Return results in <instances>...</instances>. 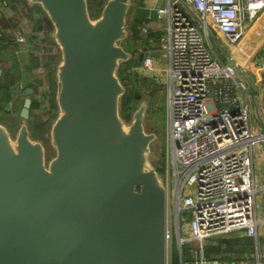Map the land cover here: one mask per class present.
<instances>
[{
	"label": "water",
	"instance_id": "1",
	"mask_svg": "<svg viewBox=\"0 0 264 264\" xmlns=\"http://www.w3.org/2000/svg\"><path fill=\"white\" fill-rule=\"evenodd\" d=\"M23 1L47 18L59 53L53 153L31 135L27 88L15 133L0 122V264H167L166 192L151 149L158 134L144 127L148 101L137 93L129 119L121 114L129 91L119 72L142 59L123 46L137 0H105L96 17L87 0ZM261 171L264 184V159Z\"/></svg>",
	"mask_w": 264,
	"mask_h": 264
},
{
	"label": "built area",
	"instance_id": "2",
	"mask_svg": "<svg viewBox=\"0 0 264 264\" xmlns=\"http://www.w3.org/2000/svg\"><path fill=\"white\" fill-rule=\"evenodd\" d=\"M263 11L264 0H166L147 15L164 22L163 33L148 39L152 46L146 52L138 50L142 59L135 71L156 86L162 84L159 72L166 76L160 168L166 238L171 225L178 254L189 248V259L181 264H228L206 257L205 246L238 233L252 239V264H264L258 233L264 215L257 218L264 184L254 177V162L261 168L264 159V125L251 120L250 81L237 80L233 64L214 50L217 46L225 56L239 47ZM158 52L166 60L164 69L155 65Z\"/></svg>",
	"mask_w": 264,
	"mask_h": 264
},
{
	"label": "rangeland",
	"instance_id": "3",
	"mask_svg": "<svg viewBox=\"0 0 264 264\" xmlns=\"http://www.w3.org/2000/svg\"><path fill=\"white\" fill-rule=\"evenodd\" d=\"M92 6H97V0H91ZM147 0H137L135 5L130 9L128 14V24L130 28H128V34L132 37V41H130L129 47L130 48H138L140 49V41L141 38H148L152 40H156L159 38L163 31L160 34H156L153 31V24L155 20L148 19L147 13L142 12L139 14V9L142 8ZM3 4L8 5L11 10L6 12V20L0 19V27L6 28L9 30L10 35L20 33L17 36L18 41L20 37L23 36V33H28L32 28H37L36 30H41L43 27L44 17L42 13L39 11L37 7L32 8L30 11L24 10L23 8L19 7V2L15 3L13 0H0V5ZM166 4L163 2V5ZM41 13V15H40ZM34 19L37 20V23L34 25ZM38 19H41L38 21ZM12 21L14 23H12ZM157 22V21H156ZM262 28L259 26L252 27L246 37L244 38L241 43H245L246 41L249 42V47L246 49L244 53V59L248 62L249 60L252 61L253 59L257 58L260 60L259 68H262L263 57H264V22H262ZM4 26V27H3ZM45 31L47 25H45ZM31 27V28H29ZM40 27V28H39ZM146 27L147 33H143L142 29ZM256 27V28H255ZM152 43H157L153 41ZM151 46L152 44L149 43ZM225 46V44H224ZM37 47L38 45L35 43L32 44H25L24 42H20L15 47L14 45H7L4 44L3 41H0V57L6 60L5 67L3 68L4 74L11 73L12 76L15 77L14 81L9 84V91L6 94V102L3 103V112H0V122L7 125L12 134L15 133L17 129V117L19 111L22 107L23 96L22 92L26 86H33L38 90L39 95L36 96L41 100L42 109L39 111H33L32 115L29 117V129L30 132L34 135L41 138V140L45 144L46 148V156L49 157L52 155L53 151L49 145L48 141V127L50 122L52 121L53 117L55 116V109L51 105L50 101L47 102L41 97V93L43 94L46 92H52L54 94V84H51L52 77H53V66L57 63L59 59V53L55 49V59L53 62L48 63L46 60L39 58V62L31 63V52H34V56H37ZM13 48V49H12ZM226 49L227 46H225ZM237 48V44L232 47V51ZM214 50L222 58L225 63H229L227 57L222 54V51L215 46ZM229 51V53H232ZM161 52H158L155 56V65L158 68L164 69L166 67V60L161 58ZM262 62V63H261ZM16 64V68L14 65ZM230 64V63H229ZM256 66V67H258ZM235 78L237 80L243 79L239 72L234 69ZM3 74V75H4ZM165 73L159 72V78L162 82L159 86L154 85L153 81L145 79L142 84L135 83L136 88L138 89V93H141L143 99L148 101V110L146 113V118L144 121V127L146 130L149 127H152L156 130L158 134V139L153 143L151 146L153 160L156 163L159 160V155L161 153V149L163 147L164 142V125H165V105H166V98H167V87L165 85ZM250 79V78H249ZM251 80V79H250ZM50 84V85H49ZM152 91L151 94L148 92ZM257 97H254V100H250V112H251V120L252 123L255 124L256 121L259 124V120L257 118V113L260 114L261 120H264V108L262 104L263 93L258 90L256 93ZM137 101L133 102V107L137 105ZM47 121L45 124V129L43 132H35L34 125L37 123L38 120ZM254 177L258 185L263 183V174L261 168H258L256 162H254ZM161 166V165H160ZM170 199V196H168ZM257 218H260L264 215L263 207L258 205L257 208ZM170 212H171V205L168 203V220L170 221ZM259 235H262L261 228L258 231ZM173 252H177V246L175 243V239L173 237V233L171 232V225H170V233L168 231V239H167V264H171V258L173 256ZM178 254V252H177Z\"/></svg>",
	"mask_w": 264,
	"mask_h": 264
},
{
	"label": "trees",
	"instance_id": "4",
	"mask_svg": "<svg viewBox=\"0 0 264 264\" xmlns=\"http://www.w3.org/2000/svg\"><path fill=\"white\" fill-rule=\"evenodd\" d=\"M13 1L15 3H18L20 1L22 2L23 0H13ZM97 1H98L97 6H92V4H91L92 1L87 0L89 13L92 17H96L99 14V11H100L105 0H97ZM43 16H44V14H43ZM44 19H45L44 22H45V24H47V27H48V28H46V31H45V35L47 36V33L51 30V25L45 16H44ZM127 25H128V28H130V25L128 24V19H127ZM131 38L132 37H130V34H128L127 39L123 41V46L125 49H127L131 53H137L139 50L138 48H130L129 47L130 41H132ZM1 39H2V37L0 36V41H1ZM28 40H29V42H31L33 40V37H30L28 35ZM2 41L4 44L6 43L5 40L2 39ZM139 41L141 42L140 43V46H141L140 49L142 50L143 53L146 52L147 48L150 47V44L148 42V38H144V39L141 38V39H139ZM53 47H54V44L50 40H48V39L46 40L44 38V40L41 41V45L39 47H37V49L40 50L41 59H45L49 63L53 62L55 59V53H54ZM37 60H38V58L35 57V62ZM139 64H140V61H138V59L136 58V59L126 63L125 69L119 72L121 82L126 86V88L129 91L123 97L122 105H121V114L126 120L129 119L132 111L135 108V107H133L134 106L133 102L136 101L134 98V95L138 93V89L136 88L135 83L142 84L145 80L143 77L139 76L138 73L135 71V68L137 66H139ZM14 67L16 68V64L14 65ZM14 79H15V77L12 76L11 73L10 74L5 73L0 80V112H3V103L6 102V94L9 91V84L12 83L14 81ZM141 93L142 92H140L138 94H141ZM38 95L39 94H38L37 89L34 88V91H33L32 97H31L30 115H32L33 111H39L40 109H42L41 108L42 107L41 100H39V98L36 97ZM41 97H43V99H47L48 101H50L51 105L53 106V109H55L54 98H53L54 94H52V92L49 91L47 93L45 92L44 94L42 92ZM30 115H29V117H30ZM36 122L37 123H35V125H34L35 126L34 127L35 132H37V133L43 132L45 129V124L47 121L46 120L42 121L40 119ZM28 124H29V122H28ZM32 133H31L32 137L39 138L37 136H34ZM162 149H163V147H162ZM162 149H161V153L159 155V160H157V162L155 163L158 171H161L160 165H161L162 155H163ZM236 237H238V235ZM240 241L244 242L246 244L247 248L251 246V240L247 237H244V236H240L235 240L228 239V238H220L216 241L217 245L205 246V255L208 258H212L211 256L218 255L220 253V254H222V260H228L230 263L236 262L237 258L233 257V255L232 254L230 255L229 253L230 252L234 253L233 249L237 245V243H239ZM188 250H189L188 246L185 245L182 247L181 255L177 254V252H173V256L171 258V264H181V263H184L186 260H188L189 259ZM236 252H237V250H236Z\"/></svg>",
	"mask_w": 264,
	"mask_h": 264
},
{
	"label": "crops",
	"instance_id": "5",
	"mask_svg": "<svg viewBox=\"0 0 264 264\" xmlns=\"http://www.w3.org/2000/svg\"><path fill=\"white\" fill-rule=\"evenodd\" d=\"M163 2H165V0H147L144 4V6L142 8H140L139 10V14L144 11L146 12L147 14L149 13V10L150 9H153V8H157V7H161L163 6ZM19 7H22L23 8V12L24 10H27V11H30L31 9L27 8L25 3L22 1L19 2ZM10 11L11 8L8 6V5H5L3 4V6L0 5V19H5L6 20V12L7 11ZM41 15V13H40ZM43 16V14H42ZM44 17V16H43ZM41 19H38V21H40ZM42 21L44 22L45 19H42ZM34 25H36L37 23V20L34 19ZM262 22H264V11L261 13V15L259 16L258 18V21L256 23V27H260L262 28ZM12 23H14L12 21ZM164 22H156L153 24V31L154 33L156 34H160L162 31H163V26ZM45 22L43 23V27L41 28V30H36L37 28H32V29H29L30 31L28 33H23V36L25 37V39H28V35L30 37H33V42H29V40L27 41L26 40V44H32V43H35L38 45V47L41 45V41L44 40V38L47 40L48 37L45 35ZM4 27V26H3ZM255 27V28H256ZM8 27H0V30L5 34V35H8V36H11V37H17L18 35L21 36L20 33L17 32V34H13L10 35V32L9 30L7 29ZM31 28V27H29ZM40 28V27H39ZM46 36V37H45ZM49 40V39H48ZM7 42V41H6ZM7 44V43H5ZM9 44V43H8ZM7 44V45H8ZM249 47V42L246 41L245 43H241L239 45V47L237 46L236 49H234L232 51V53H229L228 52V55L225 54V56L227 57L229 63H232L234 68L239 72V74L241 75V77L243 78H246L248 81H250V84L253 86V89H254V94L251 96L248 92V96H249V102L250 100H254V97L256 98L257 95L256 93H258V90H260L263 95H264V67H262L261 69L259 68V59L255 58L253 59L252 61H246L244 59V53L246 51V49ZM56 47L54 46L53 47V50H54V53L56 52L55 51ZM57 50V49H56ZM37 58L39 60V58H41V53H40V50L37 49ZM31 54H34V52H31ZM37 60V62H39ZM45 60V59H44ZM48 62V61H46ZM49 63V62H48ZM258 66V67H256ZM251 80H250V79ZM258 98V97H257ZM262 104H263V108H264V101L262 100ZM257 118L258 120L264 125V120L262 121L261 120V116L259 113H257ZM263 197H264V194H261V198H262V207H263ZM263 210H264V207H263ZM262 230V235L261 236V242L262 244L264 243V228L261 229ZM237 235L233 234V235H230L228 237V239H237L238 237L240 236H244L242 233H238V237H236ZM246 237V236H244ZM248 238V237H247ZM250 239V238H249ZM251 240V246L250 247H246V244L242 241H240L239 243H237V245L234 247L233 252H230L229 254L233 255V257H236L237 258V261L236 262H233V263H230L228 260H222V254H218V255H214L212 258H218L220 261L224 262V263H228V264H252L253 263V248H252V239ZM237 250V252H236ZM236 252V253H235ZM235 254V255H234ZM210 258V259H212Z\"/></svg>",
	"mask_w": 264,
	"mask_h": 264
},
{
	"label": "flooded vegetation",
	"instance_id": "6",
	"mask_svg": "<svg viewBox=\"0 0 264 264\" xmlns=\"http://www.w3.org/2000/svg\"><path fill=\"white\" fill-rule=\"evenodd\" d=\"M0 36L2 37L3 40L7 41L6 43H9L8 45H14L15 47L17 46L18 43L20 42H24L26 44V40L28 41V39H25L24 36H22L23 40L22 41H18V38L17 37H11V36H8V35H5L1 30H0ZM1 39V41H2ZM10 39H14V40H10ZM13 49V48H12ZM30 62L31 63H34L35 62V56L34 54L31 55V59H30ZM5 64H6V60L4 58H1L0 57V80L1 78L3 77V74H4V70L3 68L5 67ZM51 84H54L53 83V78H52V82ZM50 85V84H49ZM27 88H31L33 91H34V87L33 86H26L24 89H23V92L25 89ZM38 91V90H37ZM23 92H22V96H23ZM152 91H149L148 93L151 94ZM33 94V93H32ZM32 94L30 96V98L32 97ZM39 94V93H38ZM25 98V96H23V99ZM45 101H47V99H44ZM23 103V102H22ZM30 115V114H29ZM17 120H18V117H17ZM29 122V120H28ZM153 128L152 127H149V129L147 131H152Z\"/></svg>",
	"mask_w": 264,
	"mask_h": 264
}]
</instances>
